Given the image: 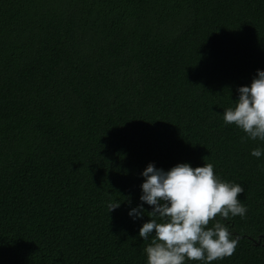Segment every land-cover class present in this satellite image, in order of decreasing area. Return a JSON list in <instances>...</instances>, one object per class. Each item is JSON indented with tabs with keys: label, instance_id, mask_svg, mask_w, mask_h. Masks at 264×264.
<instances>
[{
	"label": "trees",
	"instance_id": "trees-1",
	"mask_svg": "<svg viewBox=\"0 0 264 264\" xmlns=\"http://www.w3.org/2000/svg\"><path fill=\"white\" fill-rule=\"evenodd\" d=\"M256 69L264 0H0V264H146L149 162L241 184L210 264H264V141L222 118Z\"/></svg>",
	"mask_w": 264,
	"mask_h": 264
},
{
	"label": "clouds",
	"instance_id": "clouds-1",
	"mask_svg": "<svg viewBox=\"0 0 264 264\" xmlns=\"http://www.w3.org/2000/svg\"><path fill=\"white\" fill-rule=\"evenodd\" d=\"M236 92L234 106L223 109V121L234 123L249 139L264 141V70L256 69L250 83L238 86ZM262 154L260 147L250 152L256 158ZM140 175L142 203L129 208L127 214L136 220L145 215L143 204L151 206L149 219L138 231L143 240L152 236L143 249L146 264H185L186 259L210 264L234 252L237 240L226 224L215 219L211 227L206 226L217 214L225 219L244 216L246 207L237 199L244 191L241 184L219 179L210 163L192 167L178 162L164 170L149 162ZM107 207L110 212L119 202Z\"/></svg>",
	"mask_w": 264,
	"mask_h": 264
}]
</instances>
